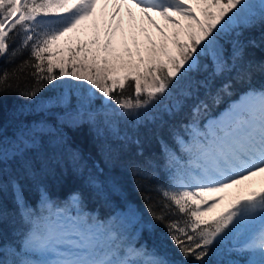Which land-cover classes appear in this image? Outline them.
I'll list each match as a JSON object with an SVG mask.
<instances>
[{"label": "snow or ice", "instance_id": "6c2138e0", "mask_svg": "<svg viewBox=\"0 0 264 264\" xmlns=\"http://www.w3.org/2000/svg\"><path fill=\"white\" fill-rule=\"evenodd\" d=\"M99 2L0 0V60L4 61L0 97L15 95L29 102L33 111L28 115L34 117L25 118L14 133L18 147L11 159L20 162L24 177L35 183L39 195L37 208H32L23 199L19 179L9 181L14 194L18 191L14 203L26 225V243L12 253L14 259H0V264H39L24 259L29 255L53 257L47 264H240L234 254H252L254 258L244 264H264V190H246L216 211L225 200L217 194L264 177V88L248 92L223 112L226 115L204 122L210 108L230 96L235 84L250 82L257 72L264 74V62L246 58L247 48L257 46L254 40L243 39L257 22L252 0H111L112 21L125 6L126 15L135 19L134 7L155 28L160 42L149 35L148 46L141 51L137 43L135 54L126 48L125 59L115 55L116 29L109 23L103 42L97 32L90 44L78 42L61 49L59 42L93 17ZM260 8L258 22L264 25V0ZM153 15L171 26L170 34ZM25 53L27 57L17 63ZM28 78L34 83L22 88L20 81ZM217 79L223 83L213 92ZM176 89L184 100L197 102L187 123L171 128L169 134L194 159L184 165L182 158L166 152L173 176L167 186L152 185L153 158L126 164L150 217L146 220L138 209L129 207L119 177L104 174L113 156L132 143L128 137L120 138L114 119L137 128L146 126L150 111ZM201 89L204 99L199 96ZM45 90L52 93L47 101L40 96ZM38 100L40 111L35 112ZM183 107L178 99L166 111L174 116ZM85 126L100 142L96 147L100 161L92 164L95 172L89 171L84 153L71 143L70 133ZM109 133L118 143L108 142ZM167 148L162 145V150ZM137 155L143 157L139 150ZM5 156L0 126V192ZM56 167L61 174L71 167L74 175L83 178L91 197L113 206L108 214L88 210L82 191L73 192L65 202L53 201L44 181ZM153 192L159 194L155 199ZM211 213L215 215L207 218ZM5 220L0 202V250ZM157 225H163L165 237L150 245L145 234L154 236ZM169 241L182 260L173 257Z\"/></svg>", "mask_w": 264, "mask_h": 264}, {"label": "trees", "instance_id": "16d2710c", "mask_svg": "<svg viewBox=\"0 0 264 264\" xmlns=\"http://www.w3.org/2000/svg\"><path fill=\"white\" fill-rule=\"evenodd\" d=\"M254 14L257 18L256 26L251 28V30L244 33L243 39L245 41L254 40L257 44L256 47L249 46L246 50V58L255 63L264 62V25L259 24L258 19L261 12L260 6L255 5ZM19 42V41H17ZM89 43L86 40H80L66 45L65 43H60L61 49L66 48L67 46L74 47L76 43ZM90 44V43H89ZM117 55V54H115ZM121 56V55H119ZM27 53L24 57H21L17 60L19 63L20 59L26 58ZM127 59L126 54L123 55ZM111 58V57H110ZM4 65V61L0 60V66ZM14 65H7L11 69ZM206 75V74H205ZM203 79V77H200ZM34 83L31 78L27 80H21L20 85L23 88L25 85L29 87ZM223 80H215L212 90L216 91L217 88L221 86ZM264 88V74L257 72L251 79L250 82L246 83H237L235 84L231 95L225 97L222 103H219L216 106H212L207 113L205 119L209 116L215 115L218 110L225 106L228 101L236 99L240 93L248 90L255 89L259 90ZM52 93L48 90H45L40 94V96L47 101V98L51 96ZM199 96L201 99H204V90L201 89ZM182 100L184 107L182 111L177 115H172L167 108L171 107L176 103L177 100ZM195 99L184 100L180 96V90L176 89L173 91V95L169 98L168 102L163 103L155 109H152L149 113V120L146 126H141L137 128L134 123L125 122L120 118H115L114 123L116 129L119 132L120 138L128 137L131 144L125 145V150L123 153H118L113 156V159L110 164L104 167V174L110 175L115 174L119 177L121 184L123 186L122 195L126 197L129 207H135L139 210V213L143 215L146 220H149L150 217L145 210L144 202L141 199V195L136 190V184L133 182V178L129 175L126 170V164L130 160L143 159L144 157H151L156 161L154 165L155 168V179L151 181L152 185H163L167 186L173 179L172 170L169 169L167 165L166 152L171 151L178 158H182L183 151L180 150L179 146L176 145L169 134V131L173 127H179L181 122L187 123L190 116V109L196 103ZM37 106L35 107V112H39V100L36 102ZM100 101H96V106H99ZM33 111V106L29 102L18 99L17 96H3L0 97V126L3 128V147L7 146L11 141L14 144L17 142L14 139V133L18 128L22 126L25 118L33 119L34 117L29 116L28 114ZM23 113V115H21ZM103 120V117H102ZM103 127V124H101ZM71 143L75 148H79L85 155L87 160L89 171L95 172L96 169L92 167L93 161H100V156L96 152V147L100 143L94 139L93 131L85 126L79 129L78 131L70 133ZM109 143H118L115 141L111 133L107 136ZM140 141V144L135 143L136 140ZM168 145L167 149L162 150V145ZM138 150L143 153V157L137 155ZM11 155H6L3 163V181H4V190L0 192V202L6 211V220L3 224V249L0 250V259L4 261H11L15 257L13 252H19L22 250V244L26 241H23V238L26 234V225L21 220V215L17 213L16 204L14 203L15 195L13 188L9 181L14 179H19L20 184L23 186V199L32 206V208H37L39 202V195L36 191L35 183L32 180H29L24 177L23 169L19 161H13ZM185 161V160H184ZM51 167L52 165L49 164ZM100 166H103L101 164ZM44 183L47 185L48 192L56 203L65 202L70 194L76 191H82L85 193L87 200V209L95 210L100 215L105 216L108 214L111 205H101L99 201L91 197L85 188L84 180L81 177H78L73 174L72 168L68 167L65 169L64 173L61 174L59 167L55 168V174L49 176ZM153 198L155 199L159 194L153 192ZM118 203H120L118 201ZM165 237V229L163 225H157L156 233L154 236H149L145 234V240L151 245L158 238L163 239ZM168 248L171 250L173 257L180 261L179 253L176 251L174 246L171 245V242H168ZM249 255L244 254L243 256L233 255V259L240 261V264H244L248 260ZM26 258V257H24Z\"/></svg>", "mask_w": 264, "mask_h": 264}, {"label": "rangeland", "instance_id": "374dc122", "mask_svg": "<svg viewBox=\"0 0 264 264\" xmlns=\"http://www.w3.org/2000/svg\"><path fill=\"white\" fill-rule=\"evenodd\" d=\"M257 2L260 4L261 0H252V3L254 5L253 12L255 10V5H259ZM132 12L135 16V19H130L126 15V10H121V15L118 16L115 21H112L110 19L108 7L104 4L103 0H100V2L96 6V10L93 17H90L87 21H85L76 32L71 33L67 37L63 38L59 42V46H61V42L65 43V40H68L71 43L75 41L86 40L90 43V41L97 35V32H99L100 40L101 42H103L106 39V37L104 36V32L107 30L109 23H111L113 29H116L115 35L114 37H112V39L113 47L115 48V54L117 55L123 56L126 54L127 56V53L125 51L126 48L131 49L132 53L135 54L137 51V43L139 44L141 51H143V49L148 46L147 36L149 35L153 38V40L159 43L161 37L156 32L155 28L148 24L146 20H143L142 17L139 15L140 12L137 11L135 8H132ZM153 19L161 27L165 28L166 31H168L170 34L171 26L166 25L161 17L153 15ZM94 25H98V28ZM117 25H119V27H117ZM141 28L146 29L147 31L142 32ZM247 93L241 95L243 99L245 98L244 96ZM251 94L252 93H249V95ZM168 100L169 99H165L163 103L168 102ZM233 104L234 102L231 103L230 106ZM96 107L99 109L100 104ZM100 111H103V109H100ZM117 111L119 110L117 109ZM224 111H226V109L220 112L217 116L223 114ZM223 115H226V113ZM17 147L18 142L14 144V142L11 141L7 146L3 147V150L6 155H11L17 149ZM192 159H194V157ZM246 190H264V177H256L253 181H249L247 183V186H239L237 188L229 189L227 193H221V195L225 196V200L216 211L219 212L221 209L226 208L232 199H235L237 196L243 195L244 191ZM75 211H79V209L77 208L75 209ZM214 215L215 213H211L207 218H211ZM253 258L254 257L252 256V254H249V259ZM24 259L30 262H39V264H47V262L53 259V257L48 255H29Z\"/></svg>", "mask_w": 264, "mask_h": 264}, {"label": "bare ground", "instance_id": "6f19581e", "mask_svg": "<svg viewBox=\"0 0 264 264\" xmlns=\"http://www.w3.org/2000/svg\"><path fill=\"white\" fill-rule=\"evenodd\" d=\"M103 2H104V4L108 7V10H109V13L111 14L112 13V11L114 10L113 9V4H112V2H111V0H108V2L107 3H105V0H103ZM127 7L128 6H125L124 8H122V10H126L127 9ZM134 8V7H133ZM136 9V8H135ZM137 11H139L138 9H136ZM139 15L141 16V14L139 13ZM142 17V16H141ZM242 99H243V97H241ZM240 98V99H241ZM239 101V100H238ZM221 118H223V117H221ZM217 195H221V193L220 194H217Z\"/></svg>", "mask_w": 264, "mask_h": 264}]
</instances>
